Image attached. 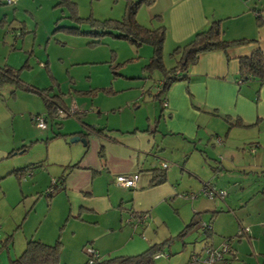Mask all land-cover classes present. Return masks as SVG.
<instances>
[{
    "label": "crops",
    "instance_id": "1",
    "mask_svg": "<svg viewBox=\"0 0 264 264\" xmlns=\"http://www.w3.org/2000/svg\"><path fill=\"white\" fill-rule=\"evenodd\" d=\"M251 4L252 0H155L150 6L138 8V22L144 25L164 23L166 26V54L196 32L206 29L212 20H221L226 39L252 40L234 45L227 51L203 52L190 67L189 79L174 82L162 94L168 101L166 107L153 105L144 110L137 101L139 88L137 94L129 99L134 100L135 110H131L132 114L124 119L120 114L110 121L109 116L110 113H123V105L105 107L79 102L82 108L79 111L76 102L70 106L62 92L51 93L52 85L38 87L27 81L20 75L22 69L31 67L28 59L19 67L8 62L0 65L2 75L5 71H16L19 76L14 81L0 83V227L5 226L6 234L12 233L13 236L7 258L0 251L1 264L22 252L30 238L38 237L47 243L59 239L63 245L62 232L71 218L83 222L89 219L102 227L89 233L78 244L84 248L89 243L103 259L106 258L103 254L119 253L113 257L135 255L171 238L185 239L190 231L185 227L195 219L198 223L206 221L208 226L212 225L211 234L208 233L207 237L203 229L198 232L205 244L218 247L225 238L231 237L233 252L226 254L228 264H264V83L259 85L256 80L237 82L239 57L249 55L258 47L264 52V11ZM257 13H260V19L256 17ZM5 20L3 16V24ZM25 27L23 23L20 31L16 30V38L25 34ZM131 45L137 52L145 50L150 58L152 47ZM39 63L50 79L56 81L49 60ZM141 71L147 73L146 77L151 76L144 69ZM6 83L10 90L1 93ZM20 84L44 89L47 97L62 94L65 105L69 109L75 107V112L70 115L77 116L81 127L60 130L51 137L46 135L44 143L34 136L27 139L30 136L27 132L16 136L14 130L13 133L4 131V125L15 124L17 115L25 118L29 112V120L32 121L34 114H46L47 106L42 94L23 89ZM98 88L110 94L118 91L112 85ZM92 90L95 89L83 90V93L93 94ZM148 90L145 88L143 92L154 94ZM30 94L41 98L44 108L36 110L31 107L19 111L12 99L21 95L32 99ZM104 112L107 113L106 120L103 119ZM80 113L92 116L85 118ZM66 117H57V120ZM238 121L242 123L238 124ZM58 123L57 126L62 127L63 123ZM65 134H78L86 142L70 143ZM53 139L60 141L57 142L59 148L61 146L60 156L54 153L55 148H48ZM37 146H41L38 152H32ZM51 153L55 155L51 156ZM34 162H43L44 165L29 168ZM163 162L168 163L163 168L165 181L151 185L153 168H162ZM27 166L21 180L13 174V170ZM233 170H242L245 175L257 174L261 179L251 192V207L229 222L216 215L223 212L222 202L217 198L219 195L212 198H199V195L207 184L215 191L223 188L220 183L227 185L226 180L231 184L227 176ZM132 172L140 173L134 189L120 187L114 181L115 175ZM62 175L65 176L59 181ZM54 179L60 182L59 189L48 196L45 190ZM238 183L235 181L234 185ZM42 191L44 196H41ZM181 192L196 195L185 197ZM28 197L33 198L30 205ZM21 204V222L12 219L8 225L6 221L13 217L14 210ZM210 204L215 207L211 209ZM143 211L150 213L143 224L136 227L125 224L124 220L130 214ZM166 213L170 216L167 217ZM155 224L157 229H154ZM152 227L153 233L149 231ZM241 227L249 230L237 239L234 234ZM143 232L150 234L149 239L145 235L139 237ZM3 238L0 233V242Z\"/></svg>",
    "mask_w": 264,
    "mask_h": 264
},
{
    "label": "rangeland",
    "instance_id": "2",
    "mask_svg": "<svg viewBox=\"0 0 264 264\" xmlns=\"http://www.w3.org/2000/svg\"><path fill=\"white\" fill-rule=\"evenodd\" d=\"M79 4V14L83 17L92 15L96 18H120L124 11L125 0H74ZM56 0H14L13 2L1 1L0 2V65L8 62L19 67L24 63L26 59L29 61L30 68H24L21 70V75L27 81L43 87L52 85L51 93L62 92L65 100L70 103V106L76 102L78 110L81 111V104L88 102L89 104L103 105V106H117L123 105V113H110V121H113L117 116H121L122 119L132 114L134 100L130 101L132 95H136L139 91V101L142 104L144 110H148L151 106L159 107L163 105L164 95L154 99L153 94L149 92H143L144 89H151L154 94L158 93L161 87L162 75L159 71L151 73L150 77H146L147 73H143V66L148 61L149 56L144 53L145 50L137 52L133 50L129 40L116 38L112 35H105L101 39L100 43L95 45H89L88 41L94 37L88 35H77L69 32L66 27L60 28L59 26H74L76 23L72 22L66 17L65 13H62V9L56 6ZM264 11V0H252V4ZM5 16L4 24L1 21L2 17ZM26 25L25 34L22 37L15 36L16 30L20 31V26ZM149 23V22H148ZM158 25L148 24V27H157ZM81 30H90L88 23H81L79 25ZM146 47H152L149 44L143 45ZM145 47V48H146ZM141 49V48H140ZM152 50V49H151ZM166 54L164 51V63L167 67H171L175 64L177 57H174L171 53ZM135 57V58H134ZM49 60L50 68L56 77V81H52L47 75L45 68L41 67L40 61L46 63ZM114 68V69H113ZM116 72V73H115ZM112 85L116 90L115 94L105 93L99 90L98 87ZM9 84H5L2 88L1 93H5L7 89L10 90ZM92 90L93 94L83 93V90ZM142 89V90H141ZM148 90V91H149ZM9 92V91H8ZM7 92V93H8ZM136 93V94H135ZM29 94V93H25ZM11 95V94H10ZM32 99L27 98L28 95H21L14 97L12 100L15 101L19 111L24 109L38 110L44 108V103L41 98H35L34 94ZM9 99V98H8ZM135 99V98H134ZM75 100V101H74ZM130 101L127 103V101ZM80 102V103H79ZM164 106V105H163ZM128 111L130 113H128ZM95 112V111H94ZM119 112V110H118ZM25 112L21 115L23 116ZM93 116H96V113ZM82 117L88 118V116L80 113ZM29 112H26L25 118L19 115L15 118V124L10 122L3 126V130L9 133L15 131L16 136H19L21 132H27L30 136L27 139L35 138L40 139L43 143L47 140V136H52L55 132H63L65 129H72L76 126L81 127L77 116L70 115L66 118L58 119L63 123L62 127H58L54 120H47V128L42 129L38 127L34 122L29 120ZM107 113L104 112L103 119L106 120ZM131 118V117H130ZM29 120V121H27ZM56 120V121H58ZM32 125V127L30 126ZM14 130V131H13ZM64 136V135H63ZM68 137L70 143L73 136L65 134ZM57 142L59 140H51L48 148H55L54 153L61 155L60 148ZM41 146L33 148L32 152H38L37 149ZM63 148V147H62ZM51 153L52 155L55 154ZM33 155V153H32ZM32 177H29L31 180ZM222 181L223 179L220 178ZM227 179L231 181V184L227 181L221 184L223 187L221 190L226 191L225 199L222 200L220 196L217 198L222 202L223 212H218L216 215H220V220H236L235 215L243 214L251 207L253 197L251 193L256 186V183L260 176L247 174L245 175L242 170H233ZM235 181H239L238 185H234ZM219 185V183L217 182ZM219 189V188H218ZM191 191V190H190ZM44 196V192H41ZM187 194L186 192H181ZM255 194V192H254ZM202 195V196H200ZM200 197L208 194L201 191ZM46 197V196H45ZM210 198V197H209ZM212 198V197H211ZM33 198L27 199L29 205L32 203ZM249 204V205H248ZM192 207L190 204H188ZM212 205L211 209L215 206ZM23 204L17 207L13 217H9L10 220L6 222L8 225L11 224L12 219L21 222L23 214H20ZM179 207V206H176ZM187 212H188V208ZM144 212V211H143ZM193 213V211H191ZM25 213V212H24ZM140 213V212H136ZM209 212H207L208 214ZM167 217L170 215L168 213ZM177 217V216H175ZM8 218V219H9ZM174 220H177L176 218ZM178 221V220H177ZM207 224L206 221H199L197 227L190 229L186 234L185 239L175 237L165 242V250L167 254H171L170 257H157L154 264H190V258L193 253H199L201 256L204 255V244L205 240L202 239V234L198 232L202 228H199L201 224ZM16 225V224H15ZM129 227V226H125ZM102 227L95 224L93 221L87 219L86 222L77 221L71 218L69 223L66 225L62 232L63 245L61 261L59 264H87L89 257L87 254V244L85 247L80 248L79 242L85 239L91 232H97ZM154 229H157L156 224ZM5 226L0 227L1 235L5 237L6 234ZM74 231V232H73ZM152 233L154 232L153 227L149 229ZM237 231L234 237L237 238ZM20 234V231L19 233ZM204 234V233H203ZM66 235V236H65ZM145 235L148 239L149 233L143 232L139 234V237ZM168 239V238H167ZM238 239V238H237ZM166 239L162 240L164 242ZM107 240H105L106 242ZM154 243L153 241H149ZM112 243V242H111ZM13 249V248H12ZM82 251V253H81ZM1 255L5 254L7 258L8 248L1 249ZM21 253V252H19ZM119 253L113 252L112 255L103 254L106 258L113 257ZM6 259V264H10ZM2 261H0L1 264ZM223 264L222 261H218ZM228 260L227 263L228 264ZM110 264H119L117 262ZM210 264V263H208Z\"/></svg>",
    "mask_w": 264,
    "mask_h": 264
},
{
    "label": "trees",
    "instance_id": "3",
    "mask_svg": "<svg viewBox=\"0 0 264 264\" xmlns=\"http://www.w3.org/2000/svg\"><path fill=\"white\" fill-rule=\"evenodd\" d=\"M56 1V6L61 7L62 13H65L67 18L77 24L74 26L65 25L59 27H66L69 32L77 35L83 34L94 37L92 40L90 39L88 41L90 46L100 43L102 40L101 38L105 35H112L116 38L129 40L137 47L143 44L151 45L152 54L148 61L144 64L143 69L150 74L155 71H159L162 75V81L160 83L161 87L157 94H153L155 99L159 98L163 93H165L174 82L178 80H188L190 67L198 61L200 55H202L203 52L215 49L227 51L234 45L248 43L252 40L247 38L228 40L224 37L221 20H212L206 29L196 32L189 40L177 45L174 48L171 54L174 57L177 55L180 56L179 58L177 57L173 66L167 67L164 63V41L166 37V26L164 23H161L157 27H148V25L138 22L137 19L138 8L142 6H150L155 0H125L124 11L120 18L104 19L96 18L90 14L86 17L81 16L78 12L79 4L74 0ZM260 16V13L256 14L258 19L261 18ZM158 19V21L161 22V18ZM85 22L89 24L90 30L80 29L79 25ZM18 77V72L16 71H5V75L0 73V83L14 81ZM239 78L243 79L242 83L252 80L258 81L259 85L264 83V52L260 47L252 50L249 55L244 54L239 57L238 79ZM20 85H22L23 89L36 91L42 94L45 105L47 106L46 114L44 115L46 122L47 120H54L56 122L55 124H57L59 122L56 121L58 110H69L68 106H66L64 103L62 94H55L53 96L47 97V94H44V89L37 90L23 84ZM32 122H34L33 119ZM237 123L239 124L242 122L238 121ZM43 165V162H34L32 166L29 165V168L41 167ZM27 168L28 166L13 170V174H16L21 180L23 178L22 173ZM64 176L65 175H62L59 181H62ZM165 179L166 173L163 168H153L152 179L150 180L151 185L164 182ZM59 181L58 179H54V181L49 184V188L45 190V194L51 196L55 191H57L59 189ZM196 225H198V221L194 219L185 227V229H191ZM211 226L212 225H207L206 227H202L203 233L206 235V237L211 234ZM184 230L180 233V235L184 233ZM12 240V233L5 235V237L0 242V251L3 248L10 247ZM225 240L230 242L231 237L225 238ZM61 244L62 243L59 239L54 243H47L38 237L30 238L28 239L26 247L23 249V251L14 258L11 257L9 262L10 264H59L62 254ZM208 244L209 243H206L205 245ZM164 247L165 244L160 242V244H154L147 250L135 255H118L105 259H103V256H101V259L96 264H110L114 262L119 264H154L156 260L155 254L159 251L161 252Z\"/></svg>",
    "mask_w": 264,
    "mask_h": 264
},
{
    "label": "built area",
    "instance_id": "4",
    "mask_svg": "<svg viewBox=\"0 0 264 264\" xmlns=\"http://www.w3.org/2000/svg\"><path fill=\"white\" fill-rule=\"evenodd\" d=\"M0 1H7V2H13L14 0H0ZM250 78V76H249ZM243 82V79L239 78L238 83ZM163 105L166 107L168 105L167 99L163 100ZM75 107H71L69 110L65 111L63 109L58 110L57 117H66L69 114H73L75 112ZM33 121L35 122L38 127L42 129L47 128V122L42 114H34L32 116ZM168 165L167 162L162 163V168L166 167ZM140 173L139 172H132V173H121L114 176V181L116 184L123 188H135L137 186L138 180H139ZM208 196L214 197L215 195H219L221 198H224L226 195V191L224 190H212L210 186L207 184L203 190ZM196 193H188L183 194L185 197H195ZM148 217H150L149 211H144L140 213H132L128 218H125L124 222L127 225H130L132 227H136L138 224H143ZM204 223L201 224L202 227H206ZM249 230L248 227H241L238 230L237 236H241L245 233H247ZM204 255L201 256L199 253H193L190 258V264H214L218 261H224L227 262L226 254L232 253L233 249L231 247V243L228 240H224L220 246L216 247L213 245H205L204 246ZM87 254L89 256L88 258V264H96L101 259V253L93 246L87 245ZM160 256H169V254L165 252H158L155 254V257Z\"/></svg>",
    "mask_w": 264,
    "mask_h": 264
},
{
    "label": "water",
    "instance_id": "5",
    "mask_svg": "<svg viewBox=\"0 0 264 264\" xmlns=\"http://www.w3.org/2000/svg\"><path fill=\"white\" fill-rule=\"evenodd\" d=\"M83 141L86 142V139L83 136H80L78 134H75L72 138H71V142H75V141Z\"/></svg>",
    "mask_w": 264,
    "mask_h": 264
},
{
    "label": "clouds",
    "instance_id": "6",
    "mask_svg": "<svg viewBox=\"0 0 264 264\" xmlns=\"http://www.w3.org/2000/svg\"><path fill=\"white\" fill-rule=\"evenodd\" d=\"M239 80V79H238ZM238 82V81H237ZM242 83V82H241ZM241 83H239V84H241Z\"/></svg>",
    "mask_w": 264,
    "mask_h": 264
}]
</instances>
